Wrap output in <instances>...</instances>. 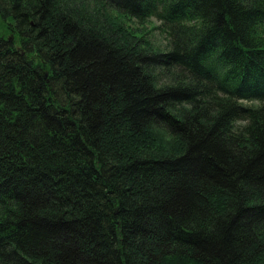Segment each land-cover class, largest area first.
I'll return each instance as SVG.
<instances>
[{"label":"trees","instance_id":"1","mask_svg":"<svg viewBox=\"0 0 264 264\" xmlns=\"http://www.w3.org/2000/svg\"><path fill=\"white\" fill-rule=\"evenodd\" d=\"M0 16V264H264V0Z\"/></svg>","mask_w":264,"mask_h":264},{"label":"rangeland","instance_id":"2","mask_svg":"<svg viewBox=\"0 0 264 264\" xmlns=\"http://www.w3.org/2000/svg\"><path fill=\"white\" fill-rule=\"evenodd\" d=\"M129 25H131L132 27H134V29L140 32L144 36V38L150 43V46L154 48V50H168L170 46V39H168V35L166 34L165 29L161 27V23L156 19H151L145 25H138L135 22H132ZM0 36L5 38L11 37L7 24L2 20L1 16Z\"/></svg>","mask_w":264,"mask_h":264}]
</instances>
